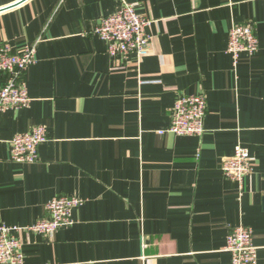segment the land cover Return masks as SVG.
Segmentation results:
<instances>
[{
    "label": "crops",
    "instance_id": "obj_1",
    "mask_svg": "<svg viewBox=\"0 0 264 264\" xmlns=\"http://www.w3.org/2000/svg\"><path fill=\"white\" fill-rule=\"evenodd\" d=\"M122 4L151 20L144 57L112 58L96 34ZM236 24L254 28L258 48L233 64ZM39 38L29 105L0 111V224L23 229L24 264H230L226 237L239 225L264 264V1L0 0V43ZM195 94L203 134H158ZM35 126L47 132L38 161H11V139ZM236 146L252 166L242 184L221 170ZM55 196L83 201L72 225L24 231Z\"/></svg>",
    "mask_w": 264,
    "mask_h": 264
},
{
    "label": "built area",
    "instance_id": "obj_2",
    "mask_svg": "<svg viewBox=\"0 0 264 264\" xmlns=\"http://www.w3.org/2000/svg\"><path fill=\"white\" fill-rule=\"evenodd\" d=\"M264 1V0H263ZM136 4H122L120 8L100 19L96 28L97 36L106 43L107 53L112 58H125L131 53L144 57L149 52L150 37L147 28L151 20L139 15ZM40 38L19 50L7 43H0V75L4 82L0 87V111L20 110L30 103L24 74L35 62V51ZM258 48L254 28L250 24L233 25L228 32L226 52L233 64L241 54L252 56ZM206 100L204 95L182 96L175 102L169 126L158 134L175 136H201L204 132ZM47 141V132L42 126H35L29 132L15 135L10 143V160L16 163L38 161V148ZM224 177L242 184L252 166L248 151L236 146L233 155L222 162ZM83 201L75 197L55 196L44 206L46 216L24 231L50 236L72 225V211ZM23 229L0 224V264H24L21 243L16 233ZM224 250L230 254V264H256L257 251L252 241V231L242 225L232 227L226 237Z\"/></svg>",
    "mask_w": 264,
    "mask_h": 264
},
{
    "label": "water",
    "instance_id": "obj_3",
    "mask_svg": "<svg viewBox=\"0 0 264 264\" xmlns=\"http://www.w3.org/2000/svg\"><path fill=\"white\" fill-rule=\"evenodd\" d=\"M24 1V0H23ZM6 9H9V8H6Z\"/></svg>",
    "mask_w": 264,
    "mask_h": 264
}]
</instances>
